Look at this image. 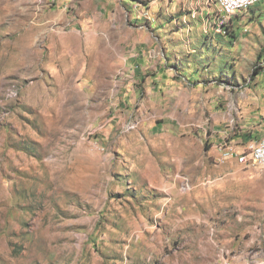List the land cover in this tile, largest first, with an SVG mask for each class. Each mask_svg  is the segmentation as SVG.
Masks as SVG:
<instances>
[{"label": "rangeland", "instance_id": "374dc122", "mask_svg": "<svg viewBox=\"0 0 264 264\" xmlns=\"http://www.w3.org/2000/svg\"><path fill=\"white\" fill-rule=\"evenodd\" d=\"M262 130L264 2L0 0V264H264Z\"/></svg>", "mask_w": 264, "mask_h": 264}, {"label": "bare ground", "instance_id": "6f19581e", "mask_svg": "<svg viewBox=\"0 0 264 264\" xmlns=\"http://www.w3.org/2000/svg\"><path fill=\"white\" fill-rule=\"evenodd\" d=\"M264 0H251V1H246L245 4H242L239 7H235L230 11L228 14H226L227 17H231L237 13H241L243 11H246L248 9H251L253 7H256L257 5L263 3ZM223 3H224V8H232V1L228 0H219L220 8L223 11ZM226 140V139H225ZM244 147V146H243ZM247 147V146H246ZM249 152H243L240 156H238L239 161L242 158H255L258 153H264V138L260 139L258 142L253 143L250 145L247 149ZM235 150H231L230 152L226 153V156L228 158H233L235 157ZM243 165H264V161H259V159H244L242 162Z\"/></svg>", "mask_w": 264, "mask_h": 264}, {"label": "built area", "instance_id": "2783aa9c", "mask_svg": "<svg viewBox=\"0 0 264 264\" xmlns=\"http://www.w3.org/2000/svg\"><path fill=\"white\" fill-rule=\"evenodd\" d=\"M228 1H232V8H224V3H223L222 14L224 16H226V14L232 11L233 8L239 7L242 4H245L246 1H251V0H228ZM219 147L221 150H225L226 153L230 152L231 150H233L232 140L230 138H226V140L221 142ZM244 159H259V161H264V153H258V155L255 158H242L240 162H242Z\"/></svg>", "mask_w": 264, "mask_h": 264}, {"label": "crops", "instance_id": "0c3cea01", "mask_svg": "<svg viewBox=\"0 0 264 264\" xmlns=\"http://www.w3.org/2000/svg\"><path fill=\"white\" fill-rule=\"evenodd\" d=\"M262 131L264 132V130H262ZM245 132L246 131H241L239 134H236L233 138L231 137V139H233L232 143L234 145H239L241 142L248 141L249 137L246 135ZM261 133L262 132L259 131L256 141H259L262 137H264V134H261ZM253 137H255V136H253ZM237 143H239V144H237Z\"/></svg>", "mask_w": 264, "mask_h": 264}, {"label": "trees", "instance_id": "16d2710c", "mask_svg": "<svg viewBox=\"0 0 264 264\" xmlns=\"http://www.w3.org/2000/svg\"><path fill=\"white\" fill-rule=\"evenodd\" d=\"M248 10H250V9H248ZM237 14H239V13H237ZM236 15V14H235Z\"/></svg>", "mask_w": 264, "mask_h": 264}]
</instances>
